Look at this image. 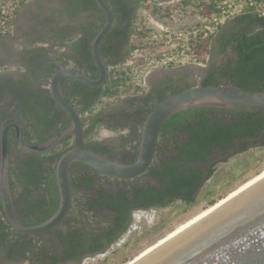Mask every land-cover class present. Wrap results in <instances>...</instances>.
Returning a JSON list of instances; mask_svg holds the SVG:
<instances>
[{
    "label": "trees",
    "instance_id": "obj_1",
    "mask_svg": "<svg viewBox=\"0 0 264 264\" xmlns=\"http://www.w3.org/2000/svg\"><path fill=\"white\" fill-rule=\"evenodd\" d=\"M222 1L179 0L176 5H161L157 0H106L113 11V30L131 28V38L136 43L131 44L130 51L150 52L143 53L144 56L152 53L153 45L147 40L157 29L145 22L136 26L139 19L136 8L145 10L156 22H164L172 20L176 12L185 17H209L219 12ZM253 2L255 5L247 6L233 19V29L220 37V50L224 52L231 48L234 57L209 70L201 85H231L248 91H264V15L259 0ZM88 8H97L94 0H79L66 14L73 18ZM103 24L104 18L99 25L86 27L75 54L57 56L58 63L96 79L98 70L93 63L91 45ZM221 29L215 35L197 38L192 43L198 64H206L212 43ZM113 30L100 46L101 57L108 68L105 84L89 88L64 79L61 87L64 97L82 118L86 148L106 158L131 164L138 154L141 129L147 115L165 97L186 88L178 90L171 86L170 94H167L169 89L160 92L156 103L149 105L150 97H141L143 88L135 85L131 67L122 66L123 62L116 54L105 47L113 38ZM7 37L10 35L0 39ZM48 38L52 42L55 40L53 36ZM60 39H65V43L72 40L65 36ZM48 63L50 68L42 77L47 83L58 70L53 60ZM5 94L0 90V104ZM43 97L46 106L40 105L33 96L29 100L13 95L0 113V125L13 112L25 124L26 140L31 146L41 145L60 134L69 126L70 120L57 108L49 92ZM122 98H127L131 104L141 101V105L133 113L124 114L123 120L121 115L111 117L115 121L129 122L127 138L116 150L94 141L102 122L103 109L98 111L97 108L104 100L110 101L105 105H110ZM46 107L55 110L50 112ZM71 145L72 138L68 137L46 154L29 155L19 149L14 129L8 130L10 190L17 214L24 224L42 223L56 211L59 195L55 166ZM256 152L264 153L263 112L214 108L180 111L162 126L155 159L147 172L137 179H113L83 164L73 163L69 169L73 194L71 207L65 220L51 232L35 238L18 234L7 223L0 202V257L8 262L19 258L28 264H62L103 251L116 243L133 224L135 211L191 206L211 196L218 185L235 178L237 172L257 158ZM242 155L246 156V163L236 161L229 172H218L220 166ZM217 202L213 201L211 206Z\"/></svg>",
    "mask_w": 264,
    "mask_h": 264
},
{
    "label": "water",
    "instance_id": "obj_2",
    "mask_svg": "<svg viewBox=\"0 0 264 264\" xmlns=\"http://www.w3.org/2000/svg\"><path fill=\"white\" fill-rule=\"evenodd\" d=\"M94 2L104 17V24L91 45L98 77L90 78L58 63L56 55L53 58L58 70L49 81V91L57 108L69 118V126L45 143L31 146L26 140L25 124L18 118H8L0 125L1 207L11 229L24 236L35 238L47 234L65 220L73 195L69 177L73 163L83 164L113 179H137L151 167L162 126L176 113L193 108L264 113V91L199 84L170 94L153 107L143 123L138 154L133 163H121L88 150L82 118L64 97L61 84L64 79H71L89 88H99L107 80L108 68L101 57L100 46L114 26V17L106 0ZM10 128L15 131L19 149L29 155L46 154L68 137L72 138L71 148L58 158L55 166L59 195L57 209L51 217L37 225L24 224L14 205L8 177L7 132ZM136 264H264V179Z\"/></svg>",
    "mask_w": 264,
    "mask_h": 264
},
{
    "label": "rangeland",
    "instance_id": "obj_3",
    "mask_svg": "<svg viewBox=\"0 0 264 264\" xmlns=\"http://www.w3.org/2000/svg\"><path fill=\"white\" fill-rule=\"evenodd\" d=\"M2 1V0H0ZM160 2V0H159ZM179 0H162L161 5H176ZM25 3L24 8L20 9L19 15L15 16V20L12 23L10 30V38L0 40V49L6 47L12 48L13 46H20L24 42H28V37L31 40L38 41L39 21L41 15L38 11V4L36 0H31ZM21 3V5L23 4ZM138 21L136 26L139 27L141 23H149L157 28V25L167 28L171 31L179 30L185 27H192L197 23V17H185L179 13H175L172 20H165L164 22H156L145 10L140 9L138 11ZM235 18V17H234ZM229 18L221 27L222 31H231L233 29V19ZM217 37L211 46V54L207 57V62L211 59L215 64H222L229 58H233L234 54L231 48H227L226 51H221L220 46L217 42ZM136 40L132 38L131 44H135ZM42 44V43H40ZM149 54L150 52H143ZM142 51L131 52L128 58L122 63V66H130L137 55L144 56ZM145 54V55H146ZM207 65L203 64H192V67L187 68L186 66H176L169 70L167 69L165 76L174 79L177 77H185L187 80L186 88L199 85L203 71ZM155 72H148L143 81L136 85L143 88V94L141 97H148L149 91L153 85H162L165 81V76L162 73V69L154 70ZM160 72V73H159ZM231 86V85H230ZM157 96L150 99L149 105L155 104ZM110 102V101H109ZM108 100H104L103 104L100 105L97 110H102V128L97 134L99 141L107 143L108 145L119 150V147L126 140L128 135L129 122L115 121L111 117L115 114L126 112L133 113L135 109V103L131 104L127 98H122L119 101L111 102L110 105ZM105 105V106H104ZM95 141V139H94ZM255 152V151H254ZM255 157L247 168L237 172L235 178L230 180L228 183L220 184L216 187L214 193L200 201L196 202L191 206H177L168 209H148V210H137L133 213V224L124 233L119 241L105 251L96 255L87 256L79 263L75 264H127L133 260L136 256L142 253L147 248L153 246L155 243L165 238L177 229L179 226L185 224L188 220L196 217L199 213L207 210L211 207V203L217 202L227 195L231 194L236 189L245 185L247 182L253 180L264 171V153L256 152ZM246 163V156L242 155L237 160L236 158L231 160L228 164L219 167V171L222 170L229 172L234 162ZM224 179V178H221ZM0 264H10L5 262L0 257ZM12 264H27L23 260L15 261Z\"/></svg>",
    "mask_w": 264,
    "mask_h": 264
},
{
    "label": "built area",
    "instance_id": "obj_4",
    "mask_svg": "<svg viewBox=\"0 0 264 264\" xmlns=\"http://www.w3.org/2000/svg\"><path fill=\"white\" fill-rule=\"evenodd\" d=\"M28 1L31 0L0 1V37L10 33L20 4ZM252 5H255L253 0H223L219 12L209 17L195 16L197 23L192 27L171 31L157 25V31L150 33L147 40L153 45L150 56L137 55L130 65L135 84L139 85L150 71L198 64L192 49L195 39L215 35L229 18L240 15L244 8ZM259 7L264 15V0H259Z\"/></svg>",
    "mask_w": 264,
    "mask_h": 264
},
{
    "label": "flooded vegetation",
    "instance_id": "obj_5",
    "mask_svg": "<svg viewBox=\"0 0 264 264\" xmlns=\"http://www.w3.org/2000/svg\"><path fill=\"white\" fill-rule=\"evenodd\" d=\"M114 1V0H111ZM128 1V0H125ZM68 4V3H67ZM139 11V7L136 8ZM61 11V10H60ZM19 10L17 11V14L19 15ZM83 12L78 13L73 19H70L71 21H69V24L71 23V25H67L66 23L63 24V26H59V31L58 33L62 32V33H72V32H79V36L81 37L85 28L90 26H97L100 24L103 15L100 13V10L98 8H88V10L86 11L87 16L86 19L83 20L81 19L80 14ZM58 20H67L69 19L66 15L62 14V15H58L57 16ZM67 18V19H66ZM60 21V23L62 22ZM88 22L89 25H87L86 27H84L83 25H86L85 23ZM233 23V22H232ZM39 27H41V25L39 24ZM115 26L112 27L111 31L114 29ZM110 31V32H111ZM109 32V33H110ZM113 38L111 37V41L105 46L108 50H110L111 52H114L116 54V58L120 61V62H124L129 54L131 53L130 48H131V28L128 29H121V30H113ZM227 32L229 33L230 31H220V33L217 35V42L219 44L220 42V37L221 35ZM39 36L40 31L38 30V32H36ZM108 33V34H109ZM107 34V35H108ZM106 35V36H107ZM37 36V38H38ZM7 39V38H6ZM4 40V39H2ZM77 45H73L72 46V53L73 55L75 54V49H76ZM9 48V47H8ZM74 51V52H73ZM8 61H11L15 64H17L18 66H25L27 69H29L30 71V75H23V76H19L17 78H15L12 75H5V76H0V90H5V92L7 93V95H9V97H13V95H20L23 96L25 98H28L30 100V96L35 97L38 101L40 105H44L46 106L44 103V98H42V96H44V92L39 91V90H30V82L32 80V76L38 78L43 77V75L49 70L50 65H48L46 63V59L44 58L43 54H41L38 51H34L32 49L29 48H23L19 53H17L14 56H10L9 58H7ZM207 67L206 69L203 71V75L201 77V81L199 84H202V82L204 81V79H206L208 77L209 74V70H211L212 68L218 67L220 64H215L213 62V60L211 59L210 62H207ZM71 68V67H70ZM162 73L161 74H166V70L167 69H162ZM170 70V69H169ZM160 73V72H159ZM39 83H41L40 81H38ZM187 85V80L185 77H177L174 79H170V77H166L165 76V81H163L162 85H153L149 91L148 97L153 98L154 96H158V94L160 92H164L167 91L169 88H171V86H176V89H184L186 88ZM171 89H169L167 91V94H170ZM50 92V91H49ZM141 105V101L136 102L135 103V109ZM6 106L5 103H1L0 104V113L4 110L3 108ZM48 108V107H46ZM55 110V108H52ZM52 109L50 110L48 108V111L50 110V112L52 111ZM134 109V110H135ZM133 110V111H134ZM53 112V111H52ZM124 114H126V112H121L118 114H115V118L118 117L119 115H121V120L124 119ZM11 117L9 118H17V116H15V114L13 112H10ZM95 142L100 143V144H104V145H108L107 143H104L101 141H99L97 139V137H95ZM110 146V145H108ZM112 147V146H110ZM9 157V156H8ZM132 226V225H131ZM130 226V227H131ZM129 227V228H130ZM128 228V229H129ZM128 229L126 231H128ZM124 235V234H123ZM122 235V236H123ZM121 236V237H122ZM121 237L118 239V241L121 239ZM115 244V243H114ZM112 244V245H114ZM110 245V246H112ZM110 246L106 247L103 251H105L106 249L110 248ZM103 251L100 252H96V253H91V254H86L81 260H75V261H71V262H66V263H62V264H75V263H79L80 261H82L84 258H86L87 256H91V255H96L98 253H101ZM23 259H17L16 261H21ZM7 263L12 264L13 262H15V259L8 262L6 260H4ZM25 263L28 264V262L26 260H23Z\"/></svg>",
    "mask_w": 264,
    "mask_h": 264
},
{
    "label": "crops",
    "instance_id": "obj_6",
    "mask_svg": "<svg viewBox=\"0 0 264 264\" xmlns=\"http://www.w3.org/2000/svg\"><path fill=\"white\" fill-rule=\"evenodd\" d=\"M79 0H36L38 4V11L39 14L42 16L39 24L41 27H39V36H38V41H32L30 37H28L27 40L28 42H24L20 46H13L12 48H1L0 49V76H5V75H12L15 78L21 77L23 75H30L29 69H27L25 66H18L17 64L8 61L7 58L10 56H14L17 53H19L23 48H29L34 50L35 52L38 51L41 54H43L44 58L46 59V63L49 65L48 61L53 60L54 55L57 56L59 55H73L72 53V46L77 45L79 43V38L80 34L79 32H72V33H58L59 31V26H63V24L71 25L69 24L70 19H73L66 13L69 11V9L72 7L74 3H77ZM159 2V0H157ZM162 2V0H160ZM159 2V3H160ZM68 3V4H67ZM161 4V3H160ZM25 3L18 9L20 11L21 8H24ZM61 10V11H60ZM88 9L84 10L83 13L80 14L79 17L81 19L85 20L87 16V11ZM67 11V12H66ZM80 13V12H79ZM66 15L69 19L67 20H58L57 16L58 15ZM18 16V14H17ZM16 16V17H17ZM86 25H83L86 27L89 25L88 22L85 23ZM48 34L49 36H53L55 39L53 42L47 37ZM61 36H65L67 38H71L72 40L70 42L65 43V39H60ZM10 38V37H7ZM51 38V37H50ZM6 39V38H1ZM58 40V42H57ZM42 43V44H40ZM74 52V51H73ZM207 64V62H206ZM205 64V65H206ZM187 68L192 67V65H186ZM155 72V71H152ZM40 81L41 83H39ZM39 90L48 94L49 92V83L46 82V80L41 78H36L32 76V80L30 82V90ZM4 94L6 93L5 90H2ZM50 94V92H49ZM3 98V103L7 104L8 101L12 100V97H9L7 93ZM101 128H102V122H101Z\"/></svg>",
    "mask_w": 264,
    "mask_h": 264
},
{
    "label": "bare ground",
    "instance_id": "obj_7",
    "mask_svg": "<svg viewBox=\"0 0 264 264\" xmlns=\"http://www.w3.org/2000/svg\"><path fill=\"white\" fill-rule=\"evenodd\" d=\"M262 179H264V171L259 176L255 177L253 180L247 182L245 185L241 186L240 188H238L235 191H233L231 194H229L226 197H224L223 199L219 200L216 203L215 206L209 207L207 210L199 213L196 217L188 220L185 224L179 226L173 232L168 234V236H166L165 238L161 239L160 241L155 243L153 246H151V247L147 248L146 250H144L142 253H140L138 256H136L133 260H131L127 264H136V263H138L143 258H145L149 254L154 252L156 249H158L159 247H161L162 245H164L165 243H167L168 241H170L171 239H173L174 237H176L177 235H179L180 233H182L183 231H185L189 227H191L194 224L198 223L202 219L206 218L207 216H209L210 214H212L216 210L220 209L221 207H223L224 205H226L227 203H229L230 201H232L233 199H235L236 197H238L239 195H241L242 193H244L245 191L250 189L252 186H254L258 182H260Z\"/></svg>",
    "mask_w": 264,
    "mask_h": 264
}]
</instances>
